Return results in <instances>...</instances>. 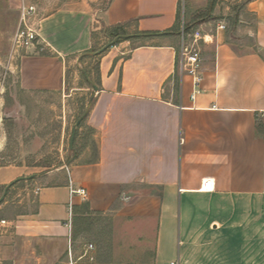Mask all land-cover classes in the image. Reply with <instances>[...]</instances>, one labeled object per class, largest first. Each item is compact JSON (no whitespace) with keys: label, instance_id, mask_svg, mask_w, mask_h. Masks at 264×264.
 Segmentation results:
<instances>
[{"label":"crops","instance_id":"0c3cea01","mask_svg":"<svg viewBox=\"0 0 264 264\" xmlns=\"http://www.w3.org/2000/svg\"><path fill=\"white\" fill-rule=\"evenodd\" d=\"M7 3L19 20L23 4L37 8L41 40L19 64L28 92L64 91L69 60L103 45L113 26L129 34L97 57L98 90L82 120L95 151L67 165L63 183L32 174L35 207L0 219L4 248L14 243L18 262L31 264H263L264 0L246 3L253 39L242 43L224 21L197 16L209 5L214 14L215 0ZM181 10L190 31L206 35L194 99ZM208 179L214 189L201 190ZM94 214L112 222L108 250L81 238Z\"/></svg>","mask_w":264,"mask_h":264},{"label":"rangeland","instance_id":"374dc122","mask_svg":"<svg viewBox=\"0 0 264 264\" xmlns=\"http://www.w3.org/2000/svg\"><path fill=\"white\" fill-rule=\"evenodd\" d=\"M248 1L215 0L218 6L214 7V14H209L212 8L209 5L197 16L205 17L208 21H224L226 30L236 43L250 42L253 37L247 32L253 29L254 22L246 7ZM107 2L99 0L100 7ZM183 21L181 10L179 28ZM184 24L188 26L187 22ZM18 26L19 13L9 6L7 0H0V197L5 186L21 176L51 173L43 183H63L68 178L66 166L84 153L87 147L90 148L89 152L95 151L94 132L83 121L77 129L73 147L70 144L71 135L74 124L90 108L92 83L98 80L99 55H94V52L109 41L116 40L106 39L103 45L95 46L81 59L69 60L64 91L28 92L21 87L19 67L21 55L26 53V49L13 53L12 37ZM85 71L91 81L87 79ZM33 188L32 179L20 180L12 185L0 202V219L34 209L35 203L29 202ZM81 227L82 240L92 244L93 250L110 248L112 222L109 216L94 214ZM16 251L14 243L4 248L0 242V264H31L30 259L18 262L21 256Z\"/></svg>","mask_w":264,"mask_h":264},{"label":"built area","instance_id":"2783aa9c","mask_svg":"<svg viewBox=\"0 0 264 264\" xmlns=\"http://www.w3.org/2000/svg\"><path fill=\"white\" fill-rule=\"evenodd\" d=\"M37 8L32 4H23L20 10L19 26L12 37L13 53L21 49L36 48L41 40L39 28L35 21ZM225 28V25H221ZM181 34V55L183 70L192 76L194 83V90L192 98L200 91L199 85L203 79L201 75L202 58L200 55L199 41L206 39V35L199 29L191 32L186 29L185 24H182L180 31ZM214 181L212 179L205 180L200 189L203 191L213 190ZM78 193L86 194L84 189L76 190ZM7 221L2 220L1 223L5 224ZM92 247V246H90ZM70 264H73L70 262ZM172 264H175L174 262Z\"/></svg>","mask_w":264,"mask_h":264},{"label":"water","instance_id":"95a60500","mask_svg":"<svg viewBox=\"0 0 264 264\" xmlns=\"http://www.w3.org/2000/svg\"><path fill=\"white\" fill-rule=\"evenodd\" d=\"M116 43V40H111L109 41L107 44H105L102 48H100L99 50H97L96 52H94V55H99L101 54L102 52H104L106 49H108L109 47L113 46L114 44ZM85 75L87 77V79L89 81L90 78L87 74V71H85ZM93 85V88L97 91L98 90V87L96 84L92 83ZM89 112V110H87L78 120L77 122L74 124L73 126V130H72V135H71V147H73V143H74V140H75V136H76V133H77V129L79 127V125L81 124L82 120L84 119V117L87 115V113ZM34 177V175H30V176H21V177H18L16 178L15 180H13L12 182H10L9 184H7L5 186V189H4V192L2 194V196L0 197V202L6 197L7 195V192L9 190V188L14 185L16 182L20 181V180H29V179H32Z\"/></svg>","mask_w":264,"mask_h":264},{"label":"trees","instance_id":"16d2710c","mask_svg":"<svg viewBox=\"0 0 264 264\" xmlns=\"http://www.w3.org/2000/svg\"><path fill=\"white\" fill-rule=\"evenodd\" d=\"M186 29L190 31V27L186 26ZM109 38H116V43H119L120 41L127 39L126 37L129 34V31L125 28V25L119 24L116 26H113L107 30ZM133 37H130V39ZM115 43V44H116Z\"/></svg>","mask_w":264,"mask_h":264}]
</instances>
